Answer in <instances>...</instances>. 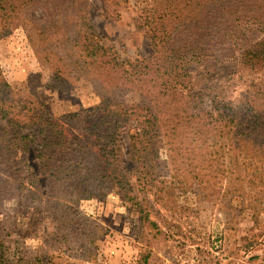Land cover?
Returning <instances> with one entry per match:
<instances>
[{
  "label": "trees",
  "instance_id": "16d2710c",
  "mask_svg": "<svg viewBox=\"0 0 264 264\" xmlns=\"http://www.w3.org/2000/svg\"><path fill=\"white\" fill-rule=\"evenodd\" d=\"M101 2L113 19L134 2V20L152 48L148 56L122 60L104 46L88 0H0V39L29 25L39 12L44 25L35 28V41L29 38L37 55L42 58V52L53 64L57 88L80 83L100 99L97 106L62 117L95 119L86 129L99 146L95 157L85 145L71 148L43 101H32L34 90L20 98V91L0 83V201L29 188L33 202L45 199L67 222L72 216L65 199L114 191L132 201L137 197L132 185L144 198L153 188L159 191L154 181L163 164L161 145L170 148L176 176L181 164L193 160L192 142H198L201 161L210 163L209 174L229 172L231 179L264 193V0ZM238 82L244 84L239 92ZM133 91L147 101L126 108L118 97ZM129 120L136 122L128 132L132 170L123 166L119 146L120 129ZM29 157L38 162L42 184ZM1 246L0 264H16Z\"/></svg>",
  "mask_w": 264,
  "mask_h": 264
},
{
  "label": "rangeland",
  "instance_id": "374dc122",
  "mask_svg": "<svg viewBox=\"0 0 264 264\" xmlns=\"http://www.w3.org/2000/svg\"><path fill=\"white\" fill-rule=\"evenodd\" d=\"M133 3L113 19L101 0H88L89 17L101 43L114 48L122 60L152 52L146 31L134 20ZM42 18L35 13L29 25L0 39V83L20 91V98L34 90L32 101H43L68 143L72 140L71 148L76 151L85 145L88 156L99 157V146L86 130L95 119L64 121L62 117L97 106L100 99L90 86L80 83L67 90L57 88L53 64L41 50L42 58L37 55L29 38L30 34L35 41V28L44 25ZM29 84L33 85L30 89ZM236 87L239 92L244 84L238 82ZM118 98L126 108L147 101L137 91ZM135 123L129 120L120 129L121 159L128 170L134 168L128 154V132ZM197 144L191 143L190 165L187 161L181 164L176 176L170 148L161 145L163 164L154 181L160 190L153 188L155 193L149 191L145 198L132 185L137 195L132 201L114 191L86 200L65 199L72 216L67 222L45 199H40L41 204L33 202L29 188L1 200L0 244L5 256L16 264H264V193L246 186V181L231 179L229 172L209 174L210 163L201 161ZM29 163L42 184L37 160L29 157ZM134 180L130 176L129 181ZM166 185L169 189H163Z\"/></svg>",
  "mask_w": 264,
  "mask_h": 264
}]
</instances>
